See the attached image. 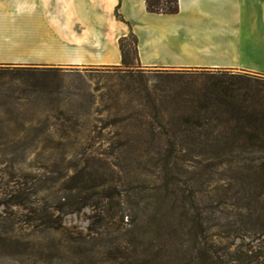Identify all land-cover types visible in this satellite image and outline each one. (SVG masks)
I'll return each instance as SVG.
<instances>
[{"label": "rangeland", "instance_id": "1", "mask_svg": "<svg viewBox=\"0 0 264 264\" xmlns=\"http://www.w3.org/2000/svg\"><path fill=\"white\" fill-rule=\"evenodd\" d=\"M134 63L133 78L107 75L122 65L0 63L81 73L56 111L0 93V264H200L211 245L237 254L229 264H264V235L242 221L238 193L264 180L180 133L187 109L158 92L154 73L183 69Z\"/></svg>", "mask_w": 264, "mask_h": 264}, {"label": "crops", "instance_id": "2", "mask_svg": "<svg viewBox=\"0 0 264 264\" xmlns=\"http://www.w3.org/2000/svg\"><path fill=\"white\" fill-rule=\"evenodd\" d=\"M178 1L165 15L146 0H0V63L120 66L133 33L143 68L264 72V0Z\"/></svg>", "mask_w": 264, "mask_h": 264}, {"label": "trees", "instance_id": "3", "mask_svg": "<svg viewBox=\"0 0 264 264\" xmlns=\"http://www.w3.org/2000/svg\"><path fill=\"white\" fill-rule=\"evenodd\" d=\"M146 7L154 14L176 15L180 11L178 0H146ZM130 40L133 47L128 45ZM137 43L133 33L120 40L122 66L128 70H108L107 75L133 78L136 74L134 61L138 63ZM72 74L81 73L73 69L0 66V93L9 100L20 102L34 98L41 105L46 101L48 111H56V103L65 100V81ZM154 75L158 78V92L165 93V98L187 109L185 114L188 116L183 119L179 131L186 134V141L198 143L200 149H209L217 159L249 162L246 167H238L242 170L238 175L258 176L264 180V77L220 69L163 70ZM161 83L182 84L180 88L183 89L185 85H191L193 89L178 90V95L177 90L167 92ZM191 122H195L193 127H190ZM248 190L242 187L238 192L244 193L243 200H248L244 203L246 214L241 215L242 221L257 227L264 235V182L259 191L256 189V195H249ZM213 246H203L200 264H229L239 260L235 253L234 257L226 259Z\"/></svg>", "mask_w": 264, "mask_h": 264}]
</instances>
